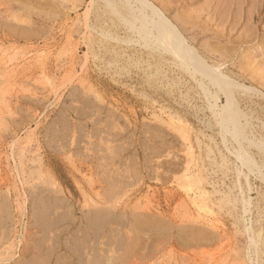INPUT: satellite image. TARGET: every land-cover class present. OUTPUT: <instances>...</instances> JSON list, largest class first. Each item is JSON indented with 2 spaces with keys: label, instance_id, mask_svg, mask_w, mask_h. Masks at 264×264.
<instances>
[{
  "label": "rangeland",
  "instance_id": "374dc122",
  "mask_svg": "<svg viewBox=\"0 0 264 264\" xmlns=\"http://www.w3.org/2000/svg\"><path fill=\"white\" fill-rule=\"evenodd\" d=\"M107 1L0 0V264H264V0H152L209 64L255 86L232 88L254 123L243 149L220 122L225 93L146 33L150 8L147 22ZM113 231L146 244L121 261ZM179 235L192 246L169 242Z\"/></svg>",
  "mask_w": 264,
  "mask_h": 264
},
{
  "label": "bare ground",
  "instance_id": "6f19581e",
  "mask_svg": "<svg viewBox=\"0 0 264 264\" xmlns=\"http://www.w3.org/2000/svg\"><path fill=\"white\" fill-rule=\"evenodd\" d=\"M16 1V0H15ZM25 1V0H24ZM39 1V0H38ZM46 1V0H45ZM58 1V0H57ZM90 1V3H94V1L95 0H93L92 2H91V0H89ZM115 1H117V0H108L107 1V3H109L110 5H111V7H112V9H113V13L115 14V12H114V9L116 8V7H118V6H116V2ZM121 4H122V6L123 7H125L126 9H129V10H135V11H137L136 13H140L139 14V17L140 18H146L147 19V22H149L150 21V19H149V17L145 14V13H143V9H145L146 7L147 8H150V10L152 11V13L156 16V22H155V30H154V32H152L151 30H153V29H150V27H148L149 28V30H147L146 29V33L147 34H149V33H153L154 35H155V39H157V40H160V41H164V42H167V46H168V49H170V50H168V51H173V53H175L178 57H180L181 58V60L184 62V63H186V64H193L194 66H195V68L194 69H197V70H199L200 72H202V75H205V77H209V79L212 81V83H214L215 85H217V87L220 89V90H222L224 93H225V98H226V103H225V105L223 106V108H222V113H221V119H220V122H221V124L224 126V127H229V126H231L232 128L231 129H229L230 131H232V133H233V135L232 136H234L235 137V139L238 141V144H239V146H240V149L242 148H245V146L243 147V145H244V143H243V140L244 141H246V139H247V141H248V143H254V142H252V140L250 139V138H252V136H248L247 135V132L245 131V127H247V126H251L252 127V125L254 124H251V122L249 121V119L248 118H246V116H245V118H244V121L242 120V118H241V116L242 115H244L242 112H244V110L243 111H241L240 109H238V108H236L234 105H236V103L234 104V102H235V93H234V91H233V87L235 86V87H237V88H241L243 91H249V90H254V91H256V88H254L255 86H253V87H251V86H246L245 84H241V83H239V82H235L233 79H231L228 75H225L222 71H219L218 69H217V67L215 68V66H213L212 64H209L208 62H207V60L204 58V55H201V53L192 45V44H190L189 43V41L186 39V37L182 34L183 33V31H180L178 28H177V26L171 21V18H169L167 15H165V13L157 6V5H155L154 4V2H152V0H118ZM155 1H157V0H155ZM159 1V0H158ZM158 1H157V3H158ZM224 1V0H223ZM227 1V0H226ZM31 2V1H30ZM49 2V1H48ZM84 2V1H83ZM225 2V1H224ZM231 2V1H230ZM234 2V1H233ZM247 2V1H246ZM28 3V2H27ZM42 3V2H41ZM69 3V2H68ZM89 3V2H88ZM87 3V4H88ZM45 4V3H44ZM53 3L51 2V5H52ZM64 4H66V3H64ZM217 4H218V2H217ZM227 4H229V3H227ZM227 4H225V5H227ZM231 4V3H230ZM8 5H10V4H8ZM49 5V4H48ZM68 5V4H67ZM70 5V4H69ZM103 5V4H102ZM219 5V4H218ZM240 5V4H239ZM47 6V5H46ZM93 6V5H92ZM162 6V5H161ZM55 7V6H54ZM61 7V6H60ZM101 7V6H100ZM172 7V6H171ZM224 7V6H223ZM232 7H233V3H232ZM12 8V7H11ZM67 8V7H66ZM164 8V7H163ZM174 8V7H173ZM239 8V7H238ZM243 8V7H242ZM56 9H57V7H56ZM68 9V8H67ZM78 9V8H77ZM243 9H245V8H243ZM12 10H13V8H12ZM14 10H15V8H14ZM13 10V11H14ZM59 10V9H58ZM75 10V9H74ZM89 10H91L90 9V7H89ZM117 10H118V8H117ZM254 10V9H253ZM264 10V9H263ZM1 11V10H0ZM19 11V10H18ZM50 12H52L51 10H49ZM73 11V10H72ZM116 11V10H115ZM150 11V12H151ZM168 11V10H167ZM167 11H165V12H167ZM248 11V10H247ZM16 12V11H15ZM37 12V11H36ZM67 12H68V10H67ZM133 12V11H132ZM147 12V11H146ZM16 13H18V12H16ZM15 13V14H16ZM39 13V12H38ZM66 13V12H65ZM73 13V12H72ZM112 13V14H113ZM243 13V12H242ZM2 14H3V12H2ZM49 14V13H48ZM59 14V13H58ZM116 14H117V12H116ZM245 14H246V12H245ZM120 14L118 13V16H119ZM152 15V14H151ZM237 15V14H236ZM263 15V14H262ZM2 16V15H1ZM14 16V15H13ZM19 16V15H18ZM42 16V15H41ZM64 16V15H63ZM75 16V15H74ZM117 16V15H116ZM117 16V17H118ZM150 16V15H149ZM230 16H233V15H230ZM246 16V15H245ZM254 16V15H253ZM258 16V15H257ZM39 17V16H38ZM47 17V16H46ZM79 17V16H78ZM85 17V16H84ZM132 17V16H131ZM137 17V16H136ZM171 17V16H170ZM24 18V17H23ZM31 18V17H30ZM151 18V17H150ZM172 18H174V17H172ZM238 18V17H237ZM1 19V18H0ZM15 19V18H14ZM21 19V18H20ZM32 19V18H31ZM30 19V20H31ZM40 19V18H39ZM57 19V18H56ZM125 19V17L123 18V20ZM232 19H234L235 20V18H232ZM254 19V18H253ZM264 19V18H263ZM25 20H26V18H25ZM27 20H29V18L27 19ZM29 20V21H30ZM86 20V19H85ZM103 20V19H102ZM139 20V19H138ZM174 20V19H173ZM16 24H17V22L15 21V20H13ZM24 21V20H23ZM36 21V20H35ZM46 21V20H45ZM133 21H135V20H133ZM237 21H239V20H237ZM22 22V21H21ZM53 22V21H52ZM88 22V21H87ZM123 22V21H122ZM128 22H130V21H128ZM136 22H137V20H136ZM135 22V23H136ZM145 22H146V20H145ZM154 22V21H153ZM176 22V21H175ZM236 22V21H235ZM1 23V22H0ZM3 23V22H2ZM6 23V22H5ZM50 23V22H49ZM69 23V22H68ZM126 23H127V21H126ZM138 23V22H137ZM7 24V23H6ZM16 24H14L15 25V28H17L18 27V24H17V26H16ZM22 24H23V22H22ZM29 24V23H28ZM27 24V26H29ZM133 24H134V22H133ZM248 24V23H247ZM13 25V26H14ZM88 24H86V26H87ZM137 25V24H136ZM24 26V25H23ZM27 26H26V28H27ZM129 26H132V25H130L129 24ZM134 26V25H133ZM138 26V25H137ZM153 26V25H152ZM88 27V26H87ZM86 27V28H87ZM91 27V26H90ZM141 27V26H140ZM229 27V26H228ZM14 28V27H13ZM14 28V29H15ZM21 28H23V27H21ZM35 28V27H34ZM55 28V27H54ZM83 28V27H82ZM89 28V27H88ZM94 28V27H93ZM126 28V27H125ZM181 28V27H180ZM183 28V27H182ZM233 28V27H232ZM74 29V28H73ZM89 29H92V28H89ZM105 29V28H104ZM118 29V28H117ZM135 29H137L136 27H135ZM230 29H231V27H230ZM40 30H42V29H40ZM51 30H52V28H51ZM62 30H63V28H62ZM131 30H133V27H132V29ZM229 30V29H228ZM255 30H257V29H255ZM1 31V30H0ZM15 31V30H14ZM16 31H17V29H16ZM33 31V30H32ZM31 31V32H32ZM55 31V30H54ZM95 31V30H94ZM98 31V30H97ZM129 31H130V29H129ZM142 31V30H141ZM246 32H247V29L245 30ZM263 31V30H262ZM51 32V31H50ZM50 32H48V34L50 33ZM57 32V31H56ZM76 32V31H75ZM133 32V31H132ZM145 32V31H144ZM16 33V32H15ZM21 33V32H20ZM53 33V32H52ZM97 33H100V32H97ZM104 32H102L101 33V37L103 36L102 34H103ZM121 33V32H120ZM143 33V32H142ZM243 33V32H242ZM248 33V32H247ZM246 33V34H247ZM12 34V33H11ZM106 34H108V33H106ZM114 34V33H113ZM139 34V33H138ZM186 34V33H185ZM251 34V33H250ZM14 35V34H13ZM40 35V34H39ZM41 35H43L42 34V32H41ZM82 35H83V32H82ZM99 35V34H98ZM140 35H142V34H140ZM153 35V36H154ZM47 36V35H46ZM77 36V35H76ZM83 36H85V35H83ZM150 36V35H149ZM188 36V35H187ZM215 36H217V35H215ZM242 36V35H241ZM250 35H248L247 34V36L246 37H249ZM80 37V36H79ZM133 37V36H132ZM134 37L136 38V36L134 35ZM143 37H145V36H143ZM143 37H140V38H143ZM202 37V36H201ZM231 37V36H230ZM245 37V38H246ZM9 38V37H8ZM35 38V37H34ZM48 38V37H47ZM70 38V37H69ZM73 38V37H72ZM81 38H83V37H81ZM85 38V37H84ZM134 38V39H135ZM200 38V37H199ZM250 38V37H249ZM252 38V37H251ZM32 39V38H31ZM31 39H29V40H31ZM39 39V38H38ZM46 39V38H45ZM76 39V38H75ZM108 38H107V36H106V40H107ZM111 39H112V37H111ZM120 39V38H119ZM118 39V40H119ZM133 39V38H132ZM138 39H139V37H138ZM137 39V40H138ZM144 39V38H143ZM189 39V38H188ZM198 39V38H197ZM257 39V38H256ZM255 39V40H256ZM2 40V39H1ZM33 40V39H32ZM31 40V41H32ZM36 40V39H35ZM83 40V39H82ZM110 40V39H109ZM114 40H117V39H114ZM142 40V39H141ZM224 40V39H223ZM252 40V39H251ZM24 41V40H23ZM110 41H112V40H110ZM133 41V40H132ZM139 41V40H138ZM143 41V40H142ZM146 41V43L148 42L147 40H144V42ZM156 41V40H155ZM200 41V40H199ZM245 41V40H244ZM16 42V41H15ZM21 42V41H20ZM47 42V41H46ZM52 42V41H51ZM68 42V41H67ZM89 42V41H88ZM116 42V41H115ZM128 42V41H127ZM130 42V41H129ZM250 42V41H249ZM5 43V42H4ZM87 43V42H86ZM122 43H124V42H122ZM134 43H136V42H134ZM149 43V42H148ZM148 43H147V45H148ZM160 43V42H159ZM163 43V42H162ZM195 43V42H194ZM85 44V43H84ZM117 44L119 45V43H118V41H117ZM125 44H126V42H125ZM131 44V43H130ZM128 45V44H127ZM135 45V44H134ZM146 45V46H147ZM158 46H160L159 44H158ZM205 46H206V44H205ZM36 47V46H35ZM135 47H137L136 45H135ZM148 47V46H147ZM157 47V46H156ZM161 47V46H160ZM159 47V48H160ZM54 48V47H53ZM70 48V47H69ZM148 48H150V47H148ZM158 48V49H159ZM11 49V48H10ZM41 49V48H40ZM104 49H106V48H104ZM2 50V49H1ZM12 50V49H11ZM20 50V49H19ZM71 50V49H70ZM75 50V49H74ZM150 50V49H149ZM155 50V49H154ZM164 50V49H163ZM166 50V49H165ZM14 51V50H13ZM62 51V50H61ZM69 51V50H68ZM160 51V50H159ZM205 51V50H204ZM10 52V51H9ZM37 52V51H36ZM35 51H34V53H36ZM41 52V51H40ZM64 52V51H63ZM142 52V51H141ZM5 53H7V51H5L4 52V54ZM18 53V52H17ZM28 53V52H27ZM33 53V52H32ZM32 53H30V54H32ZM39 53V52H38ZM61 53V52H60ZM170 53V52H169ZM19 54V53H18ZM29 54V53H28ZM29 54V55H30ZM66 54H67V52H66ZM104 54V53H103ZM132 54V53H131ZM158 54V53H157ZM1 55H2V53H1ZM49 55V54H48ZM75 55V54H74ZM74 55H72V56H74ZM114 55H115V53H114ZM173 55V54H172ZM227 55V54H226ZM15 56V55H14ZM21 56V55H20ZM35 56V55H34ZM93 56V55H92ZM104 56V55H103ZM122 56V55H121ZM126 56V55H125ZM129 56V55H128ZM145 56V55H144ZM176 56V57H177ZM1 57V56H0ZM8 57H9V55H8ZM18 57V56H17ZM24 57V56H23ZM26 57V56H25ZM28 57H30V56H28ZM89 57V56H88ZM91 57V56H90ZM101 57V56H100ZM111 58V57H110ZM127 58V57H126ZM179 58V59H180ZM225 58V57H224ZM22 59V58H21ZM37 59V58H36ZM41 59V58H40ZM51 59H53V58H51ZM68 59V58H67ZM119 59V58H118ZM159 59V58H158ZM178 59V58H177ZM24 60V59H23ZM43 60H45L44 58H43ZM136 60V59H135ZM161 60V59H160ZM11 61H12V59H11ZM18 61V60H17ZM20 61V60H19ZM22 61V60H21ZM27 61V60H26ZM29 61V60H28ZM32 61V60H31ZM14 62V61H13ZM39 62V61H38ZM183 62H182V64H183ZM11 63V62H10ZM45 63V62H44ZM52 63V62H51ZM92 63H94V62H92ZM179 63H180V60H179ZM178 63V65H180ZM35 64V63H34ZM39 64V63H38ZM40 64H41V62H40ZM240 64H241V62H240ZM250 64H252V63H250ZM42 65V64H41ZM46 65V64H45ZM82 65V64H81ZM132 65V64H131ZM136 65V64H135ZM224 65V64H223ZM6 66V65H5ZM9 66V65H8ZM36 66H37V64H36ZM183 66H184V64H183ZM225 66V65H224ZM245 66V65H244ZM26 67V66H25ZM41 67V66H40ZM75 67V66H74ZM135 67V66H134ZM229 67V66H228ZM241 67V66H240ZM246 67V66H245ZM10 68V67H9ZM62 68V67H61ZM73 68V67H72ZM87 68V67H86ZM112 68V67H111ZM185 68V67H184ZM8 69V68H7ZM39 69V68H38ZM57 69V68H56ZM63 69V68H62ZM75 69V68H74ZM126 69H128V68H126ZM193 69V70H194ZM228 69V68H227ZM235 69V68H234ZM233 69V70H234ZM4 70V69H3ZM2 70V71H3ZM46 70H47V68H46ZM71 70V69H70ZM81 70V69H80ZM188 70V69H187ZM6 71V70H5ZM13 71V70H12ZM15 71V70H14ZM13 71V72H14ZM38 71V70H37ZM48 71V70H47ZM155 71V70H154ZM0 72H1V70H0ZM35 72H36V70H35ZM42 72V71H41ZM70 72V71H69ZM81 72H82V70H81ZM131 72V71H130ZM242 72V71H241ZM247 72V71H246ZM250 72V71H249ZM5 73V72H4ZM8 73V72H7ZM12 73V72H11ZM15 73V72H14ZM13 73V74H14ZM63 73H65V72H63ZM67 73V72H66ZM72 73V72H71ZM70 73V74H71ZM75 73V72H74ZM133 73V72H132ZM144 73V72H143ZM1 75H2V72L0 73ZM77 74V73H76ZM127 74V73H126ZM149 74V73H148ZM152 74V73H151ZM5 75H6V73H5ZM9 75V74H8ZM20 75H22V74H20ZM32 75H33V73H32ZM67 75H69V74H67ZM114 75V74H113ZM3 76V75H2ZM14 76H15V74H14ZM118 76V75H117ZM58 77V76H57ZM3 78V77H2ZM12 78H13V76H12ZM54 78H56V77H54ZM63 78V77H62ZM61 78V79H62ZM72 78H73V76H72ZM109 78V77H108ZM234 78V77H233ZM27 79V78H26ZM58 79V78H57ZM56 79V80H57ZM63 79H65V77L63 78ZM194 79V78H193ZM208 79V78H207ZM243 79V78H242ZM250 79V78H249ZM2 80V79H1ZM0 80V81H1ZM28 80V79H27ZM69 79H67V81H68ZM239 80V79H238ZM5 81V80H4ZM62 81V80H61ZM200 81V80H199ZM202 81V80H201ZM210 81V82H211ZM15 82V81H14ZM24 82V81H23ZM10 83V82H9ZM22 83V82H21ZM243 83H244V80H243ZM3 85L5 84V83H2ZM1 84V85H2ZM42 84H43V82H42ZM51 84V83H50ZM144 84V83H143ZM169 84V83H168ZM213 84V86L215 87V85ZM44 85V84H43ZM79 85V84H78ZM90 85V84H89ZM127 85V84H126ZM164 85V84H163ZM204 85V84H203ZM255 85V84H254ZM8 86V85H7ZM9 86H11V83H10V85ZM13 86H15V84L13 85ZM83 86V85H82ZM81 86V87H82ZM259 86V85H258ZM0 87H2V86H0ZM21 87V86H20ZM54 87V86H53ZM80 87V86H79ZM87 87V86H86ZM22 88V87H21ZM48 89H49V87H47ZM96 88V87H95ZM114 88V87H113ZM207 88V87H206ZM236 88V89H237ZM5 89H7V87L5 88ZM11 89H14V88H12L11 87ZM45 89V88H44ZM88 89V88H87ZM8 90V89H7ZM7 90H5L6 91V93L5 94H7V92H9V91H7ZM24 90V89H23ZM28 90V89H27ZM82 90V89H81ZM238 90V89H237ZM236 90V91H237ZM263 90V89H262ZM261 90V91H262ZM55 91V90H54ZM70 91H72V90H70ZM206 91V90H205ZM207 91H208V89H207ZM216 91V90H215ZM1 92H2V90H1ZM240 92H241V90H240ZM24 93H25V91H24ZM83 93H86V92H83ZM95 93H96V91H95ZM206 93V92H205ZM257 93V92H256ZM3 95H0L1 97L3 96H5V94L4 93H2ZM29 94V93H28ZM79 94V93H78ZM94 94V93H93ZM215 94H217V93H215ZM240 94V93H239ZM260 94V93H259ZM10 95V94H9ZM74 95V94H73ZM81 95V94H80ZM219 95V94H218ZM260 95H262V96H264V93H261ZM87 96V95H86ZM89 96V95H88ZM100 96H102V95H100ZM43 97H44V95H43ZM92 97H94V95L92 96ZM216 97V96H215ZM256 97V96H255ZM6 98V97H5ZM5 98H3L4 100H6ZM217 98H219L218 96H217ZM248 98V97H247ZM258 98H263V97H258ZM2 99V98H1ZM50 99V98H49ZM75 99V98H74ZM97 99V98H96ZM252 99H253V97H252ZM86 100H88V99H86ZM216 100V99H215ZM100 101H102V100H100ZM83 102H85V100L83 101ZM95 102V101H94ZM99 102V101H98ZM245 102V101H244ZM3 103V102H2ZM259 103V102H258ZM29 104V103H28ZM3 105V104H2ZM5 105H7V104H5ZM31 105H33V104H31ZM52 105V104H51ZM110 105V104H109ZM94 106V105H93ZM104 106V105H103ZM102 106V107H103ZM238 106V105H237ZM7 107H9V106H7ZM209 107V106H208ZM85 109V108H84ZM244 109V108H243ZM256 109V108H255ZM247 110V109H246ZM248 111H249V109H248ZM219 112V111H218ZM259 112V111H258ZM257 112V113H258ZM2 113V112H1ZM89 113V112H88ZM245 113V112H244ZM251 113V112H250ZM216 114H218L217 112H216ZM246 114V113H245ZM80 115V114H79ZM252 115V114H251ZM249 116V115H248ZM254 116V115H253ZM216 117V116H215ZM251 117V116H250ZM261 117V116H260ZM217 118V117H216ZM219 118V117H218ZM259 118V117H258ZM262 118V117H261ZM251 119V118H250ZM6 120V119H5ZM252 120H253V118H252ZM253 121H255V119L253 120ZM261 121V120H260ZM259 121V122H260ZM219 121H217V123H218ZM262 122V121H261ZM229 123H231V124H229ZM262 124L264 125V123L262 122ZM108 125V124H107ZM218 125L221 127V125L218 123ZM262 125V126H263ZM264 127V126H263ZM255 129V128H254ZM219 131H222V130H219ZM226 133V132H225ZM255 134H258V133H255ZM182 135V134H181ZM222 135H224V134H222ZM221 135V136H222ZM250 135V134H249ZM184 136V135H183ZM224 136H226V135H224ZM229 136L227 135V138H228ZM254 137V136H253ZM257 137V136H256ZM223 138V137H222ZM258 138V137H257ZM256 138V139H257ZM260 138H261V136H260ZM229 139H231V138H229ZM228 139V140H229ZM233 139V138H232ZM234 139V140H235ZM257 140H259V139H257ZM223 141H224V139H223ZM225 141H227V139L225 140ZM225 141H224V143H225ZM237 141H235V142H237ZM261 141H263V140H261ZM229 142V141H228ZM234 142V143H235ZM230 143V142H229ZM247 143V144H248ZM256 143V142H255ZM254 143V144H255ZM223 144V143H222ZM231 144V143H230ZM225 145V144H224ZM264 145V144H263ZM223 146V145H222ZM226 146V145H225ZM231 146H232V148H233V145L231 144ZM238 146V145H237ZM236 146V147H237ZM238 146V147H239ZM255 146V145H254ZM262 146V145H261ZM237 147V148H238ZM256 147V146H255ZM258 147H259V145H258ZM225 148H227V147H225ZM251 148H253V147H251ZM250 148V149H251ZM206 149V148H205ZM228 149V148H227ZM239 149V148H238ZM262 149V148H261ZM204 150V149H203ZM231 150V149H230ZM209 151V150H208ZM218 151V150H217ZM249 151V150H248ZM261 151V150H260ZM207 152V151H206ZM228 152V151H227ZM250 152V151H249ZM262 152V151H261ZM240 153V152H239ZM246 154H247V152H245ZM188 154H190V152L188 153ZM187 154V155H188ZM264 154V153H263ZM222 155V154H221ZM240 155V154H239ZM252 155V154H251ZM243 156V155H242ZM245 156V155H244ZM262 156V155H261ZM190 158V157H189ZM254 158V157H253ZM188 159V158H187ZM243 160H245V161H249L250 160V157H243ZM196 161V160H195ZM214 162H216V161H214ZM257 162V161H256ZM263 162V161H262ZM187 163V162H186ZM203 163V162H202ZM247 163V162H246ZM191 164V163H190ZM252 164V163H251ZM187 165V164H186ZM215 166V165H214ZM252 166H254V165H252ZM251 165H250V167H252ZM232 169V168H231ZM240 169V168H239ZM254 169V168H253ZM215 170V169H214ZM255 170H257V169H255ZM262 170V169H261ZM185 171H187V170H185ZM206 171V170H205ZM212 171V170H211ZM236 171V170H235ZM238 171V170H237ZM258 171V170H257ZM256 171V172H257ZM264 172V171H263ZM195 173V172H194ZM215 173V172H214ZM219 174V173H218ZM183 175V174H182ZM220 175V174H219ZM257 175V174H256ZM264 175V174H263ZM195 176V175H194ZM221 177V176H220ZM246 177V176H245ZM194 178V177H193ZM233 179V178H232ZM239 179V178H238ZM182 180V179H181ZM222 181V180H221ZM229 181V180H228ZM241 181V180H240ZM229 184H230V182H228ZM248 184V183H247ZM225 185V184H224ZM223 185V186H224ZM250 185V184H249ZM218 186V185H217ZM220 186V185H219ZM227 186V185H226ZM256 186V185H255ZM221 187V186H220ZM226 189H227V187H226ZM232 189V188H231ZM219 193V192H218ZM232 194V193H231ZM241 194V193H240ZM194 200V199H193ZM245 200V199H244ZM44 202V201H43ZM93 202H95V201H93ZM50 203V202H49ZM94 204V203H93ZM45 205V204H44ZM46 207V206H45ZM233 209H234V207H233ZM91 210V209H90ZM92 212V211H91ZM95 213V212H94ZM91 214V213H90ZM102 215H104L103 213H101ZM108 214V213H107ZM106 214V215H107ZM96 215H98V213L96 214ZM95 215V216H96ZM239 215H240V213H239ZM105 216V215H104ZM241 216V215H240ZM95 218V217H94ZM109 218V217H108ZM107 218V219H108ZM74 219V218H73ZM91 219V218H90ZM107 219H105V218H102L101 220L102 221H104V220H107ZM117 219V218H116ZM189 219V218H188ZM87 220V219H86ZM190 220H192L191 218H190ZM237 220V219H236ZM240 220H241V218H240ZM4 221H5V219H4ZM89 221V220H88ZM88 221H86V222H88ZM99 221V220H98ZM109 221H110V219H109ZM113 221V220H112ZM149 221V220H148ZM238 221H239V219H238ZM61 222V221H60ZM84 222H85V220H84ZM90 222V221H89ZM88 222V223H89ZM174 222H175V220H174ZM194 222H195V220H194ZM193 222V223H194ZM50 223V222H49ZM58 223V222H57ZM91 223H93V222H91ZM91 223H89V225H91ZM101 223V222H100ZM140 223V221H139V218H135V222H134V224H139ZM191 223H192V221H191ZM121 224V223H120ZM132 224V223H131ZM157 224H158V222L157 221H151V222H149V226H157ZM188 224V223H187ZM94 225V224H93ZM104 225V224H103ZM110 225V224H109ZM125 225V224H124ZM74 227H75V225H73ZM105 226V225H104ZM121 226V225H120ZM126 226V225H125ZM194 226V225H193ZM1 227V226H0ZM89 227V226H88ZM108 227V226H107ZM129 227H131V226H129ZM146 227V226H145ZM144 227V228H145ZM185 227V226H184ZM90 228H91V226H90ZM147 228V227H146ZM145 228V229H146ZM160 228V227H159ZM63 229V228H62ZM89 229V228H88ZM92 229V228H91ZM97 229H99V228H97ZM97 229H95L93 232H95ZM103 229H105V228H103ZM111 229V228H110ZM120 229V228H119ZM79 230V229H78ZM85 230H87V229H85ZM84 230V231H85ZM115 230V229H114ZM121 230V229H120ZM146 230H148V229H146ZM167 230V229H166ZM184 230L185 231H187V230H190V233L192 234V228H188V227H185L184 228ZM49 231V230H48ZM62 231V230H61ZM102 231V230H101ZM222 231V230H221ZM221 231H219L220 233H221ZM87 232V231H86ZM109 232H111V230H109ZM154 232V231H153ZM196 232H198L197 230H196ZM226 232V231H225ZM79 233H80V231H79ZM84 234H85V232H83ZM224 233V232H223ZM223 233H221V234H223ZM93 234V233H92ZM100 234V233H99ZM87 235V234H86ZM95 235V234H94ZM182 235V234H181ZM62 236V235H61ZM78 236H79V234H78ZM98 236H101V235H98ZM97 236V237H98ZM124 236V235H123ZM198 236H200L201 238H203V237H205V236H207V233L204 231V232H200V234H198ZM226 236V235H225ZM48 237V236H47ZM85 237V236H84ZM83 237V238H84ZM108 239H107V241H106V243L107 244H110V245H115L116 247H118V249H120V248H122V246L124 247L125 246V244H126V247H125V251H124V253H121V254H118V255H120V257H118V258H120L119 260H121V261H124L125 260V257L127 258V254L129 253L130 254V252L133 250V247H132V245H134V244H136L138 247L139 246H141V245H145L146 244V242L143 240V241H140V238H139V240L137 241L136 240V237L135 236H129V237H122L121 236V238H120V236H118L117 234H116V232H114L113 231V233H110L108 236ZM58 238V237H57ZM91 238V237H90ZM85 239V238H84ZM88 239H89V237H88ZM97 239V238H96ZM150 239H152V242L153 243H157V241H159V239L160 238H158V237H150ZM170 239V238H169ZM168 239V240H169ZM182 239V240H181ZM197 239V238H196ZM75 240V239H74ZM53 242H54V240H52ZM88 241V240H87ZM98 241H100V240H98ZM105 241V240H104ZM137 241V242H136ZM151 241V240H150ZM196 241V240H195ZM226 241H228V240H226ZM44 242V241H43ZM66 242V241H65ZM77 242V241H76ZM169 242L172 244V245H176V244H185V246H192V237H190L189 239L188 238H182L180 235H179V237L178 236H176V237H173L172 236V238H171V241L169 240ZM197 242V241H196ZM55 243H56V241H55ZM148 243V245L150 244V242H147ZM75 244V243H74ZM105 244V243H104ZM164 244H165V242H164ZM163 244V245H164ZM252 244H254V242H252ZM59 245V248H58V250L61 252V251H65L64 253H66L67 252V248L63 245V244H58ZM168 245V244H167ZM55 246H56V244H55ZM83 246V245H82ZM94 246V245H93ZM57 247V246H56ZM70 247V246H69ZM158 247V246H157ZM166 247V246H165ZM81 248V247H80ZM79 248V249H80ZM136 248V247H135ZM76 249V248H75ZM137 249V248H136ZM162 249H164V248H162ZM56 250V249H55ZM135 250V249H134ZM157 250H159V249H157ZM70 251V250H69ZM72 251H73V249H72ZM84 251V250H83ZM109 250H107V252H108ZM110 251H111V249H110ZM137 251V250H136ZM49 252H51V251H49ZM71 252V251H70ZM74 252H75V250H74ZM78 252V251H77ZM85 252V251H84ZM91 252V251H90ZM94 252V251H93ZM92 252V253H93ZM158 252V251H157ZM39 253V252H38ZM42 253V252H41ZM40 253V254H41ZM54 253V252H53ZM52 253V254H53ZM56 253V252H55ZM76 253V252H75ZM80 253V252H79ZM86 253V252H85ZM96 253H98V252H96ZM100 253V252H99ZM74 254V253H73ZM78 254V253H77ZM108 254V253H107ZM43 255V254H42ZM87 256V255H86ZM53 257V256H52ZM64 257V254L63 253H58V255H56V258H57V260H55L56 261V264H58V263H60V264H69L70 262H67V261H65V259L63 258ZM73 257H74V255H73ZM103 257V259H106L107 258V262L109 263V264H117V263H114L113 262V260H112V262H111V260H108V259H110V257L108 258V256L107 257H105V256H102ZM112 257V256H111ZM136 257V256H135ZM176 257V256H175ZM46 258H48V257H46ZM101 258V256L98 258V259H100ZM113 258V257H112ZM86 259H87V257H86ZM97 259V260H98ZM134 259V258H133ZM76 260V259H75ZM96 259H94L93 261V264H96L98 261H97ZM187 260V259H186ZM24 261V260H23ZM32 261V260H31ZM89 261H90V259H89ZM100 261V260H99ZM28 262V261H27ZM37 262H39V261H37ZM85 262V261H84ZM106 262V261H105ZM29 263V262H28ZM40 263V262H39ZM81 263H83V262H81ZM122 263V262H121ZM32 264H33V262H32ZM85 264V263H84ZM132 264H139V263H137V261H133L132 262ZM188 264V263H187Z\"/></svg>",
  "mask_w": 264,
  "mask_h": 264
}]
</instances>
